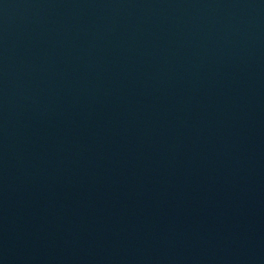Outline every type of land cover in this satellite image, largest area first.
<instances>
[{
  "label": "water",
  "instance_id": "water-1",
  "mask_svg": "<svg viewBox=\"0 0 264 264\" xmlns=\"http://www.w3.org/2000/svg\"><path fill=\"white\" fill-rule=\"evenodd\" d=\"M0 264H264V0H0Z\"/></svg>",
  "mask_w": 264,
  "mask_h": 264
}]
</instances>
